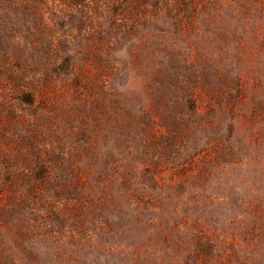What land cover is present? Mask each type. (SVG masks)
<instances>
[{
    "label": "rangeland",
    "instance_id": "374dc122",
    "mask_svg": "<svg viewBox=\"0 0 264 264\" xmlns=\"http://www.w3.org/2000/svg\"><path fill=\"white\" fill-rule=\"evenodd\" d=\"M0 264H264V0H0Z\"/></svg>",
    "mask_w": 264,
    "mask_h": 264
}]
</instances>
